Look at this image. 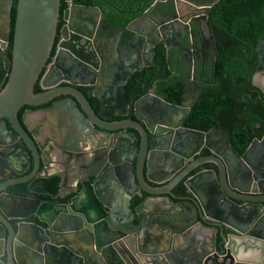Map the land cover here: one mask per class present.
<instances>
[{
  "label": "flooded vegetation",
  "instance_id": "obj_1",
  "mask_svg": "<svg viewBox=\"0 0 264 264\" xmlns=\"http://www.w3.org/2000/svg\"><path fill=\"white\" fill-rule=\"evenodd\" d=\"M98 1L93 0L92 4L99 6ZM105 1H109L110 5L116 8L119 0ZM216 1L153 0L151 4L155 2V5H152L147 17H144L143 13L151 4L132 19L131 28L147 34L150 42L156 41L153 45V59L149 51L143 49L145 42L139 41L137 37L132 38L133 33L126 30L131 21L124 28L119 25L112 27L111 22L103 17V12V21L96 24L99 37L94 34L89 40L88 49L93 55L80 53L82 57L88 59L89 64L72 54L70 57L64 56L65 51L59 47L60 30L64 21L60 19L62 17L59 18L63 23L56 30L50 58L36 84L39 91L35 92H46L56 87H73L77 90L76 94L82 98L89 113L85 112L84 117L78 110H76L77 113L75 112L69 103L72 100L71 94H60L40 106L25 105L20 108L17 113V126L31 139L35 152L29 149L26 143L22 144V150L19 149L16 142L23 140L8 124L9 134L16 138L5 146L0 145V157L2 154H10L13 158L8 168L0 164V205L8 214L13 211V207L15 209L17 205L15 202L26 197L55 204L68 205L77 202L81 188L85 184L92 183L91 180L84 182L85 176H88L90 171H96L97 165H100L99 171L102 170L106 174L109 170L115 172L118 169L125 170L122 167H134L136 160L138 163L142 160L146 183L150 187L161 188L177 179L195 161L211 156L216 157V154L227 160L224 164L226 168H229V174L233 173L237 176L234 182L235 185L240 183V191L232 188L234 192L238 191L240 195L242 193L250 197L264 196V184L249 180L247 172H252L251 167L249 171L244 165L246 163L244 157L251 145L247 158H254L258 152L264 153L259 145L262 137L255 145L253 141L257 139H253L244 152L239 154L225 132L216 127H210L207 130L193 128L190 126L191 121H186L204 93V86L211 82L206 79V76H200L198 71L201 72L213 63V38L207 22L208 14L205 20L202 8L211 6ZM66 3L64 9L69 6L68 0ZM75 3L79 4L77 0ZM134 11H139V8H135ZM149 20L154 21L156 25L167 20L172 23V28L166 26L159 32L157 26ZM158 38L161 39L157 41ZM127 42L132 47L126 46ZM157 45L165 49L166 65L174 67L173 70L169 68L171 77L179 79V86L175 87L174 91L169 88L161 91V87H170V83L168 80L156 79L142 93L127 90V84L134 73L154 65ZM261 46L264 44L262 43ZM100 54L106 59H101ZM126 70H132V72L121 91L119 86L113 85V81L119 84ZM261 90L264 94V89L261 88ZM79 104L82 106V103L79 102ZM63 106L71 107V111L59 112ZM50 108H52L51 111H49ZM204 117V113L201 119L198 117L201 126L206 125V121H202ZM91 118H97L100 124L115 126L114 128L118 130L112 132L98 130L91 123ZM117 124H124L125 127L121 128L116 126ZM128 124L131 127H127ZM214 130L225 133L227 140L223 136L214 135L213 132L209 139L203 137ZM188 131L197 133L191 134ZM17 152H20V158L16 157ZM251 164L256 165L259 162L254 164L252 161ZM206 171H211L218 180V166L213 162L203 161L183 174L170 189V197L175 205L190 209L189 218H181L178 215L173 222L161 218L158 220L159 223L153 224V221L147 217L149 212H146L142 215L140 227L139 225L135 227L136 222L133 220L130 226H124L121 232L112 234L106 230L116 221L103 216L95 225L92 224V230H97V235L87 234L92 230L82 227L78 240L86 247L96 242L101 249L105 264H229L227 249L221 244V237L233 235V231L221 225L203 226L199 218L192 216L193 195L184 185L186 181L192 179L193 191L203 200L205 191L200 187L199 179H207L206 175L201 177V174ZM124 173L125 171L121 173V176ZM147 173H150L148 180ZM245 180L247 185L243 187ZM101 182L105 188L104 181L101 180ZM111 183L112 181H109L108 185ZM212 193L215 194V191L213 190ZM167 199L165 197L162 201L168 204ZM153 201L155 199L142 191L140 196H134L131 199L130 206L144 203L145 209H151ZM236 203L239 205L241 201ZM174 210L177 215L179 209ZM263 216L262 212L257 217L260 223L258 229L262 230V236L264 234ZM8 220L14 225L13 219ZM25 221L45 227L42 222L33 217ZM160 224H169V229L177 230V235L174 237L171 232L167 236L162 234L161 232L167 228H163ZM136 229L137 235L134 231ZM259 231L257 230L258 234ZM33 244L38 246L39 242L35 241ZM113 245L120 251L123 258L111 247ZM39 246L43 247L44 242ZM77 246L78 250L81 246L80 244ZM46 248L50 252L55 251L48 246ZM160 251L163 253L158 254ZM27 252L28 247L22 245L21 256H27ZM49 262L53 263L51 259Z\"/></svg>",
  "mask_w": 264,
  "mask_h": 264
},
{
  "label": "water",
  "instance_id": "obj_2",
  "mask_svg": "<svg viewBox=\"0 0 264 264\" xmlns=\"http://www.w3.org/2000/svg\"><path fill=\"white\" fill-rule=\"evenodd\" d=\"M68 1L69 6L64 9L62 16H60L61 0H17L11 40L12 0H0L1 146H5L16 139L7 130L9 124L18 132L23 140L22 142L20 140L16 142L19 149L22 150V144L26 143L27 147L35 152L31 139L17 126V113L25 105L40 106L60 94H71L72 100L69 103L75 112L77 113L76 110H78L83 116L85 112L89 113L82 98L76 94L75 91L77 90L73 87H56L46 92H35V86L46 66L47 60L50 58L60 17H62L60 19L64 21V25L60 30L61 41L59 47L65 51L63 52L64 56L70 57L73 55L74 57H79L82 62L89 64L88 59L82 57L83 55L80 53L85 52L89 56L93 55L91 50L88 49L89 40L94 34L99 37L96 32V24L103 21L102 11L96 4L83 5L76 4L75 0ZM152 5H155V2L143 13L144 17L149 15ZM210 7L202 8L204 19ZM149 21L154 26H157L159 32L166 26L172 28V23L167 20L161 21L159 25H156L152 20ZM132 24L133 21L127 25L126 30L133 33L132 38L137 37L139 41L145 42L143 43V49L145 51L148 50L151 59H153V45L156 41L150 42L149 36L131 28ZM159 39L161 38H158L157 41ZM10 41H12L11 56L7 58L5 51ZM261 43L264 44V34L261 36L257 48L259 57L257 71L252 78L254 85H256L259 73L264 69V46H260ZM126 46L132 47V45H129V42H127ZM101 59L106 58L101 56ZM131 72L132 70H126L121 82L116 84L114 80L113 85L119 86L122 91ZM5 78L6 82L2 87L1 85ZM79 102L82 103V106ZM70 108L63 106L59 109V112H70ZM51 110L52 108L49 109V111ZM90 120L98 130L110 132L118 130L114 128L115 126L100 124L97 118H91ZM83 124H85L84 121ZM116 126L125 127L124 124H117ZM127 127H131V125L128 124ZM188 132L191 134L197 133L194 131ZM212 132L214 135L223 136L227 140L226 134L217 130L209 131L203 137L209 139ZM255 143H258V139L253 141V145ZM259 145L263 153L264 134ZM13 149L16 152L14 147ZM248 149L244 157V162H246L244 165L248 170L251 167L252 172H247L249 180L264 184V153L258 152L254 158H247ZM26 155L28 156L29 154ZM16 157H21L20 152H17ZM12 160L13 158H11L10 154H2L0 164L2 167L8 168L12 164ZM203 161L215 163L219 169V177L217 180L211 171L201 174V177L202 175L203 177L205 175L208 176L205 180L199 179L200 187L205 191L203 200L193 191L191 186L192 179L185 182V187L188 190L190 189L193 195L191 206L194 211L192 216L199 218L203 226L217 227L221 225L233 231V235L221 237V244L227 249L229 264L232 262L234 264H262V260L264 259V234L262 236V230L259 231L258 229L260 223H258L257 217L262 212L264 214V196L256 195L250 197L242 195V193L240 195L238 193L240 191V183L235 185L234 182L237 176L233 175V173L229 174V168H226L224 164V162L227 163V160L217 154L216 157L211 156L195 161L177 179L172 180L161 188H153L146 183L143 176V162L141 160L138 163L136 160L134 167H122L125 170L121 171L118 169L115 172L109 170L106 174L102 170L99 171L100 165H97L96 171H90L88 176H85L84 182L91 180L92 183L85 184L81 188L77 202L75 203H69L68 205L55 204L26 197L15 202L17 205L15 209L13 207V211L10 214L0 205V264L3 262H5L4 264H72L73 262L77 264H105L101 256V249L98 248L96 242L86 247L78 240L79 235L82 233V227L92 230V224L95 225L103 216H106V219L111 218L116 221L111 223L106 231L118 234L121 232L122 227L130 226L133 220L136 222L135 227L136 225L140 227L142 225L140 220L143 219L142 215L146 212H149L147 213V217L150 218V221H153V224L159 223L158 220L161 218L173 222L178 215L181 218H189L191 216L190 209L183 208L182 205H175L173 199L170 197V189L183 174ZM252 161L254 164L256 162H259V164L252 165ZM124 171V175L121 176V173ZM160 174L162 175V172ZM146 176L148 180L150 173H147ZM101 180L104 181L105 188H103ZM109 181H112L110 185H108ZM246 183L245 180L244 185L243 181L242 186H246ZM85 187L86 189H84ZM232 188L238 191L234 192ZM103 189L104 193H102ZM213 190L215 194L212 193ZM142 191L155 199L153 204H151L153 206L151 209H145L144 203L134 207L130 206L131 199L134 196H140ZM252 192L257 193L255 191ZM165 197L168 198V204L162 201ZM236 201H241V204L238 205ZM176 208L179 209L177 215L174 210ZM29 217L42 222L45 227L36 223L26 222L25 220ZM8 219H13L14 225ZM161 226L167 228V230L161 232L162 234L167 236L171 232V235L173 234L174 237L177 235V230H170L169 224ZM134 231L137 235L138 230ZM87 234L91 236L97 235V230L93 229L91 233ZM35 241H38L39 244L44 242V246L40 247L39 244L36 246L33 244ZM78 244L83 249L79 247L77 250ZM22 245L28 247L27 256L25 257H22L20 253ZM46 246L54 249L55 251L53 252L55 253L53 254V252L48 251ZM111 247L123 258L120 251L114 245ZM160 253H163V251H160L158 254ZM50 259L53 263L49 262Z\"/></svg>",
  "mask_w": 264,
  "mask_h": 264
},
{
  "label": "trees",
  "instance_id": "obj_3",
  "mask_svg": "<svg viewBox=\"0 0 264 264\" xmlns=\"http://www.w3.org/2000/svg\"><path fill=\"white\" fill-rule=\"evenodd\" d=\"M16 1L12 0L11 40ZM152 1L119 0L114 8L109 1L99 0L98 5L112 27L119 25L124 28ZM92 2L77 0V3L83 5H91ZM66 4V0H61L60 13ZM135 8H139V11H134ZM207 22L214 44L213 63L198 73L211 82L204 86V93L186 121L190 120L193 128L207 130L216 127L225 132L235 150L242 154L253 139H260L264 134V94L260 87L252 83L258 64L257 48L264 34V0H217L211 5ZM62 23H58L57 30ZM11 46L12 41L5 53L7 58L11 56ZM169 68L174 69L166 65L165 49L157 45L154 65L134 73L127 84V90L142 93L154 80L160 79L170 83V87H161V91L168 88L174 91L180 81L177 77H171ZM5 82L6 79L3 86ZM35 91H39L37 86ZM203 113L205 117L202 121H206V125L201 126L199 118Z\"/></svg>",
  "mask_w": 264,
  "mask_h": 264
},
{
  "label": "rangeland",
  "instance_id": "obj_4",
  "mask_svg": "<svg viewBox=\"0 0 264 264\" xmlns=\"http://www.w3.org/2000/svg\"><path fill=\"white\" fill-rule=\"evenodd\" d=\"M256 85L264 89V72L259 73V76L256 79Z\"/></svg>",
  "mask_w": 264,
  "mask_h": 264
}]
</instances>
